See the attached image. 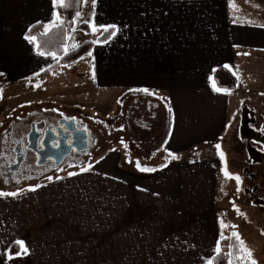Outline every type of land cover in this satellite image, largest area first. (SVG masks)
Returning <instances> with one entry per match:
<instances>
[{
    "label": "crops",
    "instance_id": "0c3cea01",
    "mask_svg": "<svg viewBox=\"0 0 264 264\" xmlns=\"http://www.w3.org/2000/svg\"><path fill=\"white\" fill-rule=\"evenodd\" d=\"M232 3L96 0L94 10L91 0L83 3L84 20L119 30L96 43L91 56L64 66L92 70L95 56L98 72L89 85L82 77L72 80L71 99L57 100L96 111L111 104L115 122L125 117L122 108L130 96H145L163 108L164 129L130 144L138 151L155 149L148 156L131 152L119 140L112 156L104 155L87 172L62 174L35 191L0 196V264H208L218 243L233 231L249 239L245 243L257 264L264 261L253 245L264 224L229 215L231 199L246 197L238 137L264 108V0ZM54 14L52 0H0V73L6 79L32 80L58 61L37 55L35 44L25 39L35 24L41 23L44 33L45 26L54 25L49 32L59 25ZM83 24L81 30L92 36ZM100 31L99 37L105 33ZM233 72L240 77L237 88L227 89L230 94L214 91L213 81L226 89ZM45 78L30 89L39 91ZM140 89L154 94H130ZM26 100L32 102L21 106L40 101ZM169 107L171 128L163 143ZM219 151L229 173L240 177L239 191L234 179L224 178ZM137 161L155 171H139ZM221 221L229 226L224 238ZM14 244L24 254L11 255Z\"/></svg>",
    "mask_w": 264,
    "mask_h": 264
},
{
    "label": "rangeland",
    "instance_id": "374dc122",
    "mask_svg": "<svg viewBox=\"0 0 264 264\" xmlns=\"http://www.w3.org/2000/svg\"><path fill=\"white\" fill-rule=\"evenodd\" d=\"M81 19L84 20L82 16ZM82 23L77 22L74 25L75 31L72 30L66 44L68 52L71 50L73 44H81L86 41L95 42L97 40L96 38L102 34L99 30L92 36L88 35L87 31L84 32L81 30ZM90 32H92V29ZM94 57L91 58L92 70L80 71L79 66H63L64 68L61 72L50 78L47 77L42 81L39 91L30 89L34 86L31 80H29L30 82L27 80L11 81L7 77L6 81L0 85V90H2L0 91V159L12 157L15 146L14 141H26V136L31 130V122L33 121L37 123L44 122L46 125H58L59 119L75 118L77 125L80 128L88 129L93 137V147L90 152L82 155L78 160L69 159L67 161L68 164L62 166L57 171L50 173L42 171L40 175L27 174L26 180L17 186L6 182L0 173V192L18 193L30 188H38L49 180L48 177L56 180L59 179L57 176L62 174L67 175L82 172L83 169L88 168L89 165L104 155L108 154V156H112V149L121 140L127 145L141 140L146 142L154 133L164 129L165 112L163 108L152 100V98L145 96L139 98L130 96L122 108V111L126 113L125 117L123 119L119 118L115 122H113L114 107L111 104L104 111L101 109L96 111V109L92 110L93 108L91 109L90 107L86 108L77 104L61 101L64 98L71 99L70 93L72 90L67 87L72 80L82 77L86 80V84H90L93 80V74L95 75L98 72L97 66L92 61ZM81 66L84 67V64ZM58 96L61 98L60 100H57L59 99ZM47 97L54 98V100L46 101ZM26 99H40V101H36L28 107H23L26 106V101L27 103L32 102ZM22 104L23 106H21ZM121 128L123 131L119 130ZM237 142L242 143L240 136ZM241 153L246 158V151L243 145L241 147ZM249 168L252 170L251 166ZM256 184L257 181L247 185L244 184L246 195ZM243 200L244 202H241V199L237 197L231 199V211H229V215L235 218L236 213L243 222L256 221L264 224V212L260 207L251 203V201L246 202V197ZM236 209H239V212ZM251 239L254 240L252 237ZM254 242L257 253L263 258L264 230H261L255 241H253V245ZM260 264H264V261Z\"/></svg>",
    "mask_w": 264,
    "mask_h": 264
},
{
    "label": "flooded vegetation",
    "instance_id": "af4514ba",
    "mask_svg": "<svg viewBox=\"0 0 264 264\" xmlns=\"http://www.w3.org/2000/svg\"><path fill=\"white\" fill-rule=\"evenodd\" d=\"M260 114V115H259ZM259 115V117H258ZM71 119H59L58 125L48 124L44 122H31V130L26 136V141H14V151L11 158L0 159V173L3 179L17 186L19 183L24 182L27 174L40 175L41 172H54L62 166L67 165L69 159L78 160L82 155L90 152L93 147V137L88 129V144L89 149L85 153H78L75 149L72 150L60 165L56 164V160L50 158L43 165H39L40 157H45L46 154L40 155L39 152L44 148L47 139H53L51 145L57 148L62 141L67 139L68 144L74 141V128L78 130L84 129L77 125L75 120V127L68 124ZM253 123V126L251 125ZM35 124L38 132V143L35 149L32 148V143L29 141V136ZM240 137L242 144L245 147L246 158L243 162V170L246 172V185L257 181V184L246 195V202L256 204L264 212V110L256 114L253 120H247ZM52 128V132L48 130ZM18 159H22L20 166L17 168ZM249 166L252 167L250 170ZM19 181V183H17Z\"/></svg>",
    "mask_w": 264,
    "mask_h": 264
},
{
    "label": "trees",
    "instance_id": "16d2710c",
    "mask_svg": "<svg viewBox=\"0 0 264 264\" xmlns=\"http://www.w3.org/2000/svg\"><path fill=\"white\" fill-rule=\"evenodd\" d=\"M70 7L62 8V7H56V11L59 14V16L62 18L64 23L61 25H57L53 27L49 32L46 34L43 32V25L41 23L35 24L31 26L26 36H34L36 37V43L40 45V51H43L45 53L54 52L58 58V61L52 65L51 67L43 70L38 74L36 78H33L31 80V83L34 85H37L39 81L46 76L53 74L60 70L63 66L71 65L79 60L83 59L88 55L89 52H92L96 43H104L105 38L109 36V32H105L96 42L88 41L80 45L75 50L68 52L65 54L64 47L67 43L68 35L70 34L74 24L72 23V20L75 17L76 11H81L84 0H69ZM83 28L88 29L86 24L82 25ZM67 38V39H66ZM6 76L3 73H0V85L5 81ZM228 90H235L237 88V79L235 76L232 75V80L229 85L224 87ZM130 94H140V95H150L152 94H146L144 92L136 93L131 92ZM165 105V102H163ZM111 121V120H110ZM171 128V112L168 111V127L167 131L163 133L162 135V142L164 143L168 133L170 132ZM130 145L131 152H134L140 156H148L150 153L153 152L155 149H149V150H142L138 151L136 148H134ZM229 245H236V241L234 237H230L227 239H223L218 243V246L221 249V252L219 254H215L212 260L215 261V264H229V260L233 261V264H239L238 261H236V256L239 255V253L236 250V247L230 248ZM229 252L232 253V255H229ZM11 255H17V254H24L23 251L20 249L19 245L14 244L10 249Z\"/></svg>",
    "mask_w": 264,
    "mask_h": 264
},
{
    "label": "snow or ice",
    "instance_id": "6c2138e0",
    "mask_svg": "<svg viewBox=\"0 0 264 264\" xmlns=\"http://www.w3.org/2000/svg\"><path fill=\"white\" fill-rule=\"evenodd\" d=\"M52 3H53V7H62V8L70 7L69 0H52ZM84 3L86 4L87 0H84ZM91 4H92L93 10H94L95 6H96V0H91ZM229 6L230 7H234V5L232 3V0H229ZM94 15H95V13L93 12V16ZM54 22H58L61 25L64 23V21L60 19L59 14H54ZM77 22H83V23L88 24L89 27L92 29V34H96V32H98L101 27L103 28L104 32H109V29H115V31L110 32L109 36L105 38V42H107L112 37H114L116 35V32L119 30L117 28V26L114 25V24L105 25V26H97L92 20H82L80 11H76L75 12V17L72 20L73 24H75ZM52 26H54V25L45 26V34L48 32L49 28L52 27ZM73 31H75V28H73ZM25 39L28 40L30 43H34L35 44V46L37 48V55H40V56L51 55L53 59L57 58V56H56V54L54 52L45 53L43 51H40L39 50L40 49V45L38 43H36V37H34V36H26ZM77 47H78V45H76V44L72 45V49H75ZM64 51H65V54H67V52H68V47L67 46L64 48ZM88 55L91 56L92 53L89 52ZM244 55H247V53H244ZM223 67L226 68V69H229L230 71L232 70L230 65H224ZM233 75H236V79H237V81H239L240 77L235 72H233ZM92 78H93V80H95V75L94 74H93ZM212 87H213L214 91H217V92L224 91L226 94H230L227 89H222V88L217 87L215 81H213ZM0 91H2V90H0ZM139 91H142V92H144L146 94H154V93H150L148 89H140ZM261 94L264 95V93H261ZM158 98L159 99H163V98H160V97H158ZM168 111L171 112L172 109L169 107ZM119 130L123 131L122 128L119 129ZM121 143H123V140H121ZM215 147L219 150L221 148V145L220 144H216ZM112 151H115V149H112ZM167 155L169 157H171L172 159H179V157L176 156V154L173 153V152H168ZM219 157H220V160L225 163V168L223 169L224 178L226 180L234 179L235 182H236V185H237V191H239V185L241 184L240 177L238 175H234V174L229 173V171L227 170L226 156H225V153L223 151H219ZM135 166L141 172H152V171H155V169H152V168L141 167V165H140V163L138 161L136 162ZM166 166L167 165H165V167ZM88 170H89V168L83 169V171H88ZM70 175H72V174H70ZM48 179L51 181L52 177H48ZM17 183H19V181H17ZM35 190H36L35 188L28 189V191H35ZM221 191H224L223 186L221 188ZM225 194H227V193L225 192ZM17 195H18V193H16V192H0V196H3V197L17 196ZM236 211L239 212V209H236ZM226 227H229V226L225 225L221 221V230H222L221 231V237L222 238H224L223 229L226 228ZM231 227H236V226L233 225ZM232 237L235 238L236 245L235 246L229 245V247L230 248L236 247V250L239 253V255L236 256V261H238L239 264H257V261L253 258L252 250L247 247L245 241L243 239H241L240 234L238 232L233 231L232 232ZM16 243L19 244L20 247L22 249H24V251H26V248H24V244H23L22 241H16ZM215 251H216L217 254H219L221 252L220 247L217 246ZM229 255L231 256L232 253L229 252ZM9 258H11V257H9ZM208 264H215V261L214 260H209ZM229 264H233V261L229 260Z\"/></svg>",
    "mask_w": 264,
    "mask_h": 264
},
{
    "label": "water",
    "instance_id": "95a60500",
    "mask_svg": "<svg viewBox=\"0 0 264 264\" xmlns=\"http://www.w3.org/2000/svg\"><path fill=\"white\" fill-rule=\"evenodd\" d=\"M70 125H75V120H71L68 122ZM75 127V126H74ZM52 128L48 130L51 131ZM74 131V141L72 144L67 143V139L61 142V144L57 148H53L51 142L53 139H47L46 143L44 144V148L42 151L39 152L40 155L46 154V156L40 157L39 165H43L47 160L53 158L56 160V164L60 165L63 160L70 155L73 149H75L78 153H85L89 149L88 144V131L85 129L78 130L77 128L73 129ZM38 132L36 130L35 124L33 125L32 131L29 136V141L33 144L32 148L35 149L36 144L38 143ZM22 159H18L17 168L20 166Z\"/></svg>",
    "mask_w": 264,
    "mask_h": 264
}]
</instances>
